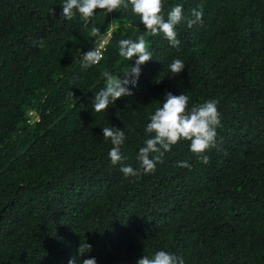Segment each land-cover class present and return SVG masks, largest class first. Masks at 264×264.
Segmentation results:
<instances>
[{"label":"trees","instance_id":"16d2710c","mask_svg":"<svg viewBox=\"0 0 264 264\" xmlns=\"http://www.w3.org/2000/svg\"><path fill=\"white\" fill-rule=\"evenodd\" d=\"M64 2L0 0V264H68L86 242L82 259L96 264L157 251L184 264H264V0H163L165 20L183 10L178 47L147 33L130 4L85 22L62 19ZM201 6L202 23L189 27ZM140 36L152 60L133 95L96 113L103 73L135 66L119 41ZM103 41L99 64L82 68ZM175 59L185 70L172 76ZM168 92L187 95L189 110L217 101V147L204 164L180 141L153 173L125 178L121 167L140 169L145 128ZM109 126L124 130L117 165Z\"/></svg>","mask_w":264,"mask_h":264},{"label":"clouds","instance_id":"9594fccd","mask_svg":"<svg viewBox=\"0 0 264 264\" xmlns=\"http://www.w3.org/2000/svg\"><path fill=\"white\" fill-rule=\"evenodd\" d=\"M131 5L134 15L140 18L142 25L147 33L151 35L163 34L169 44L178 47L180 41L177 38L176 26L182 21V7L177 5L167 12V20L163 14V0H65L60 17L65 20H72L80 14L82 20L87 22L97 9L106 10L113 13L121 6L127 8ZM194 19L188 21V26L202 23V6L199 10L193 9ZM94 35H100L98 28H92ZM43 46V41L40 42ZM100 47V46H99ZM98 48L86 52L82 55V68H89L99 64L104 54ZM119 55L128 61L135 59V66L124 73L123 78L113 77L109 72L103 73L106 77V85L101 88L94 96L92 105L96 113L108 110L110 104L123 97L132 96L131 88L136 87L141 74V66L152 60V53L146 47L144 36H140L136 41L132 39H122L119 41ZM172 76L179 75L185 70L182 60L175 59L169 65ZM160 81L157 80V83ZM72 95H74L72 93ZM189 97L184 93L173 95L168 92L164 95L162 106L155 110L150 117V123L145 128L149 138L146 139L143 147L139 149L137 160L140 169L131 166H123L120 171L125 178L135 177L141 174L147 175L155 171L157 163H162L165 152L172 149L180 141H190V151L196 154L200 161L208 164L209 156L207 151L217 147V131L221 126L220 116L217 110V101L209 100L203 104L193 106L188 109ZM105 140H110L113 147L108 153V158L113 165L122 161L121 146L125 141L124 130L112 127L102 128ZM155 154V155H153ZM179 167L188 168L187 161L178 163ZM91 251V245L87 242L81 244L77 249L78 255L69 260L68 264H96V259H82L86 253ZM137 264H184L182 258L165 251H157L154 256L149 258L143 255Z\"/></svg>","mask_w":264,"mask_h":264},{"label":"built area","instance_id":"2783aa9c","mask_svg":"<svg viewBox=\"0 0 264 264\" xmlns=\"http://www.w3.org/2000/svg\"><path fill=\"white\" fill-rule=\"evenodd\" d=\"M105 42L103 41L102 44L100 45L99 49L102 51V48L104 46ZM32 115L35 116V114L32 112Z\"/></svg>","mask_w":264,"mask_h":264}]
</instances>
